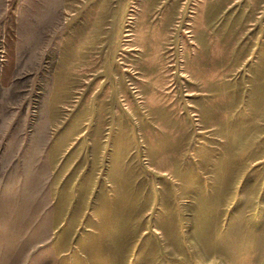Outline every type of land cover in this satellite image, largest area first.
I'll return each mask as SVG.
<instances>
[{"label":"rangeland","instance_id":"rangeland-1","mask_svg":"<svg viewBox=\"0 0 264 264\" xmlns=\"http://www.w3.org/2000/svg\"><path fill=\"white\" fill-rule=\"evenodd\" d=\"M0 264H264V0H0Z\"/></svg>","mask_w":264,"mask_h":264}]
</instances>
